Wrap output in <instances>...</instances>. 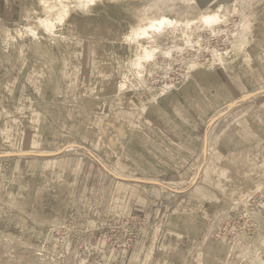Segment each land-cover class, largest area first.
<instances>
[{
    "label": "rangeland",
    "instance_id": "rangeland-1",
    "mask_svg": "<svg viewBox=\"0 0 264 264\" xmlns=\"http://www.w3.org/2000/svg\"><path fill=\"white\" fill-rule=\"evenodd\" d=\"M56 4L0 0V264H264V0H101L48 28ZM148 6L184 24L140 80Z\"/></svg>",
    "mask_w": 264,
    "mask_h": 264
},
{
    "label": "bare ground",
    "instance_id": "bare-ground-1",
    "mask_svg": "<svg viewBox=\"0 0 264 264\" xmlns=\"http://www.w3.org/2000/svg\"><path fill=\"white\" fill-rule=\"evenodd\" d=\"M100 1L101 0H59V4L54 5L52 9L57 10L60 16L56 19L54 18L52 20L49 19L50 21L49 26L47 27L50 28L51 26V28H54L55 27L54 24L57 21L59 23H64L66 19L71 17L72 11L75 10L76 8H79L80 10L86 13H92V7L96 6ZM210 1L211 0H196V4L199 5L200 7H204ZM122 2L123 0H115V4L118 8L122 7ZM75 3H78L79 5H76ZM82 3L84 4V6H82ZM151 7L152 6H148L146 8L143 7L141 9L136 10L135 12L134 11L130 12L134 23L131 24V30L129 35L127 36V41L129 42V44L134 45L137 50L136 55L134 59L131 61L130 65L132 69L135 71V77L140 80H143L145 76L144 74L145 71L147 70V65H150L151 63L155 62L157 58V54L162 49V47L156 43V36L164 34L168 29L177 30L178 27L184 24L182 21L172 19L166 15H161V16L150 15L149 10H151ZM222 7L223 6L221 4L214 6L213 7L214 11H212L211 13H209V11H211L210 9H212V7L210 8L207 7L206 9L209 8L208 12L206 14H203L201 17L199 15L200 17L199 20L193 19L186 22L185 26L187 27L188 30L184 31L183 33V38H184L183 46L180 47L174 45L173 48L179 51H185L189 47H192L194 42L192 41V37L189 34V31H191L190 30L191 26L197 23L198 21H200L204 26L210 27L212 31L215 32V29L213 28L214 25H218L219 23L224 22V18L218 13V11L221 10ZM235 27H238L239 30L235 34H233L236 37V39L233 42H230V44L232 46V50L234 52L235 51L238 52V51H242L248 44L243 33H241L242 31L246 30L248 26L244 22H240L237 23ZM34 29L36 30V28L33 27V30ZM199 42L200 40L197 41L196 43L198 44ZM172 51H173L172 49H168L167 51H163V52L165 56L170 57ZM210 53L212 55V58L210 60L213 61V63H222L225 56L226 55L228 56L229 51L225 53H221L217 49L213 48L210 50ZM200 66L202 65L197 62H193L189 66V72H192V70H194L195 68H199ZM126 81L127 80H125V82ZM126 87H127L126 83L120 86L121 89ZM165 87L166 89H168L167 86ZM161 92H162L161 95L159 97H155V99H158L161 96H166L165 94L167 92L165 91V89H162Z\"/></svg>",
    "mask_w": 264,
    "mask_h": 264
},
{
    "label": "crops",
    "instance_id": "crops-1",
    "mask_svg": "<svg viewBox=\"0 0 264 264\" xmlns=\"http://www.w3.org/2000/svg\"><path fill=\"white\" fill-rule=\"evenodd\" d=\"M236 92L239 94L241 92L240 89H236ZM213 109L215 107V103L213 102ZM192 123L193 124H197V126L199 125V116H194L193 119H192ZM252 137L250 138V136H246L244 138V140H246L248 143L252 144L253 142H256L258 145L261 144V142H263L264 140L260 139L259 140V136H255L254 134L251 135ZM243 148H239L238 150L236 151H233L231 153H229V155H234L235 157L237 158H242V160H244V158L248 157V152L246 153L247 150H242ZM228 155V153H227ZM250 155V154H249ZM251 156V155H250ZM244 157V158H243ZM256 180H259V178H257Z\"/></svg>",
    "mask_w": 264,
    "mask_h": 264
}]
</instances>
